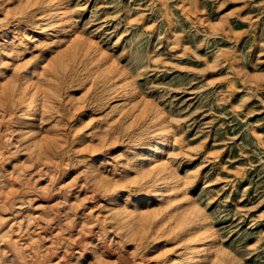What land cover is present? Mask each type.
Segmentation results:
<instances>
[{
  "label": "rangeland",
  "instance_id": "obj_1",
  "mask_svg": "<svg viewBox=\"0 0 264 264\" xmlns=\"http://www.w3.org/2000/svg\"><path fill=\"white\" fill-rule=\"evenodd\" d=\"M39 1L0 0V29L16 21L20 27L9 38L17 48L0 50V82L13 71L32 70L43 57L49 43L42 37L49 32L37 34L40 22L32 10ZM58 2L72 14L68 37L78 35L97 66L81 65L79 73L46 85L57 100L39 132L67 131L69 160L55 177L64 191H56L53 169L32 155L28 141L36 132L17 129L16 118L0 121V141L9 144V171L15 165V175L36 185L29 194L44 197L23 210L49 217L63 211L36 240L43 244L41 254L48 255L52 244L56 259L66 240L79 247L85 238L89 248L69 253V263L177 264L185 248L207 236L200 264H264V0ZM4 42L0 38V45ZM114 68L121 72L114 74ZM110 74L120 81L118 88L103 80ZM15 103L24 107L21 98ZM136 113L140 118L133 122ZM153 115L171 126L174 141L167 158L182 185L171 204L156 200L142 208L143 217L124 223L111 213L110 198L87 182L85 154L101 145V171L112 187L121 186L118 201L124 203L138 187L129 166L131 146L154 136ZM4 168L0 163V192L7 193L12 184ZM161 204L163 210L154 209ZM19 213L26 220L28 213ZM189 216L194 223L188 224L198 232L190 234H200L198 241L185 235L189 225L183 217ZM35 227L31 223L26 233L35 236ZM8 239L0 240V253L6 249L1 264L14 255L8 249L16 246ZM92 248L98 256L89 258ZM64 259L55 261L64 264Z\"/></svg>",
  "mask_w": 264,
  "mask_h": 264
},
{
  "label": "bare ground",
  "instance_id": "obj_2",
  "mask_svg": "<svg viewBox=\"0 0 264 264\" xmlns=\"http://www.w3.org/2000/svg\"><path fill=\"white\" fill-rule=\"evenodd\" d=\"M58 1L59 0H40L32 10L35 12L34 16H36L38 23L40 22L37 34L41 35L45 32H49L46 33L47 35H45V37H42V40L49 43L46 45L42 59L33 65L32 70L26 69L22 72L13 71L11 77L2 79L0 82V121L6 118H8V120L16 118L19 121V127L17 129L24 130L23 132L27 133V135L36 132V134L29 139L28 144L31 146L32 152H35L32 155L42 160L47 167L53 169L51 179H55L53 183L57 192L61 190L64 191L65 189L62 182L56 180L55 177L57 176L56 173H58V170L59 172L62 170V168H59V166L63 164L62 161L66 162L69 160L68 157L65 156L69 148V144L66 146V143L69 141V136L64 129L57 130L52 133L51 136H44L41 134V131L39 132V128L42 125L46 126L48 120L52 117L53 107L51 104L57 100L56 94L50 91L46 85L51 83L55 84L56 81L60 83L64 81V78L79 73L80 70H82L79 67L81 65L84 66V68L88 66V70H94L97 67L96 64L93 63L90 51L87 49L82 39L75 33L68 37L69 34L66 29L70 28L72 25V14L64 9ZM15 20L16 19H14V21ZM18 22L16 21V23ZM16 23L0 29V38L5 40V42L0 45V50L11 52L17 48L16 41L9 39L14 31L20 29L18 25V27L16 26ZM63 41L67 42V44L62 49H58L56 44ZM114 71L121 72L117 68L112 70L113 73ZM103 80H109L110 85L113 87H117L120 83V81L115 79V75L113 74H110L108 78L105 77ZM17 98H21L24 107H17L15 103ZM120 105L123 106L124 104L120 103ZM135 116L133 122L137 121V117H139L137 113ZM143 116H145V114H143ZM156 117L154 120L151 119L152 117L149 118L153 121V126L156 127L154 136L144 137L141 139L142 141H140V143L131 146L132 151H130V153L133 154L134 161L129 163V166L135 171L136 178L133 179L138 183V187L132 190V193L128 194L124 203L118 201L120 198L121 186L112 187L101 171V165L103 164L99 153L101 145H94L92 148L88 149L85 154V157L87 156L85 160L87 182H93L108 198H110L112 202L111 213L114 216L120 217L119 219L124 223L126 220L132 223L135 219H138L139 216L143 217L145 210L142 208L145 206H154L156 200H160L162 204H171L174 196L178 197L177 190H179L182 185L179 182L178 174L173 172L169 159L167 158L170 153L168 146H171V143L174 141L171 126L167 123L168 121L166 122L165 117V119H156ZM8 145L7 142L0 141V163L5 167V171L8 172L7 176H9V181L12 184L7 193L0 192V226H4L0 228V240L9 238L8 243L16 247L9 246L8 250L14 252V255L11 256L12 258H7L6 264H57L59 260H55L61 258V256L65 257L63 260L64 264H73L69 263L71 259L69 253H85L84 251L89 248L86 244L90 241L85 238L86 241L82 239L81 245L79 246L81 250H77L79 247H71L73 242L66 240L68 243L67 245L65 244L63 254L56 257V259H53L55 251H53L54 247L52 244L47 250L49 253L48 255L43 256L41 254L39 248L43 244H39V241L36 242V240H42L46 236L43 234L44 230L51 225L55 217L60 219V213L63 211L57 210L56 213L49 217L50 215L45 216L42 211L23 210V205L26 203L36 201V198L37 200L44 201V197L38 193L29 194L30 191L36 190V185L32 184L30 181H23L19 175H15L13 172L15 165H13V169L9 171L10 168H8L6 163L7 158L5 157V155L10 152ZM83 150L86 149L82 148L78 151L82 152ZM16 181H18V187L15 186ZM17 191L23 192V194L17 195L15 193ZM38 197L40 199H38ZM35 204L36 203H33V205ZM162 204L154 209L163 210ZM21 211L28 213L26 220H24L25 216L19 213ZM192 218L193 217L190 216L183 217V220L189 225L190 223H194V218ZM31 223H35L36 225L34 228V230L37 231L35 236L26 233ZM196 224L197 223H195V227ZM189 227L188 229L185 227V235L189 234L192 236L190 233L192 231L196 233L197 229L194 231L191 229L192 227H190V229ZM51 234L56 235L57 232H51ZM196 234H198V232ZM199 235L193 236L199 238ZM202 235L204 237V234ZM198 238L196 239L197 241ZM204 238H207V236ZM204 238L201 239L202 241L200 240L198 243L196 242L185 248L181 255L182 261L177 264H200V262L204 261L200 259V256L205 254L204 252L207 244L205 240H208ZM62 239L65 238L62 237L61 240ZM111 240H113V238H111ZM4 252H6V249L2 251V253ZM98 252L97 249L92 248V251L86 252V254L90 258L92 256H98ZM8 253L10 252H7V254ZM3 258L5 259V257ZM203 258L205 259L207 256H203ZM1 263L2 261H0V264Z\"/></svg>",
  "mask_w": 264,
  "mask_h": 264
}]
</instances>
